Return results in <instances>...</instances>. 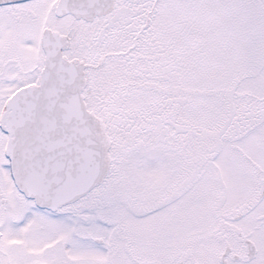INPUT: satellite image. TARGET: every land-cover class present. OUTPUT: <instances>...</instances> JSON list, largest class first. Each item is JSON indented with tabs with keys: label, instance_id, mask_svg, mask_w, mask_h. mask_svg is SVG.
I'll return each mask as SVG.
<instances>
[{
	"label": "snow or ice",
	"instance_id": "snow-or-ice-1",
	"mask_svg": "<svg viewBox=\"0 0 264 264\" xmlns=\"http://www.w3.org/2000/svg\"><path fill=\"white\" fill-rule=\"evenodd\" d=\"M0 264H264V0H0Z\"/></svg>",
	"mask_w": 264,
	"mask_h": 264
}]
</instances>
